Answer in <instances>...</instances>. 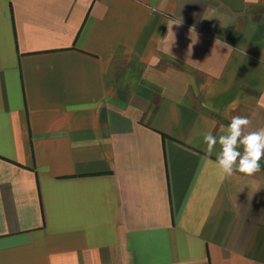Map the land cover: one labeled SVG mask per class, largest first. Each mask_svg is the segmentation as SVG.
Returning a JSON list of instances; mask_svg holds the SVG:
<instances>
[{
	"label": "crops",
	"instance_id": "crops-1",
	"mask_svg": "<svg viewBox=\"0 0 264 264\" xmlns=\"http://www.w3.org/2000/svg\"><path fill=\"white\" fill-rule=\"evenodd\" d=\"M179 22V23H175ZM264 0H0V264H264Z\"/></svg>",
	"mask_w": 264,
	"mask_h": 264
},
{
	"label": "clouds",
	"instance_id": "clouds-1",
	"mask_svg": "<svg viewBox=\"0 0 264 264\" xmlns=\"http://www.w3.org/2000/svg\"><path fill=\"white\" fill-rule=\"evenodd\" d=\"M251 123L247 116L233 115L219 135L211 130L203 133L204 157L211 159L215 155L213 162L222 176L230 177L236 172L252 176L261 171L264 128L249 130Z\"/></svg>",
	"mask_w": 264,
	"mask_h": 264
}]
</instances>
